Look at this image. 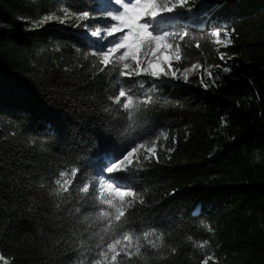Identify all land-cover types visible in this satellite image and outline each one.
Returning a JSON list of instances; mask_svg holds the SVG:
<instances>
[{"label": "trees", "instance_id": "16d2710c", "mask_svg": "<svg viewBox=\"0 0 264 264\" xmlns=\"http://www.w3.org/2000/svg\"><path fill=\"white\" fill-rule=\"evenodd\" d=\"M97 2L0 0V256L8 264H70L76 254L69 246L89 235H81L83 209L73 211L81 202L90 209L77 182L106 175L110 160L144 142L133 157L136 171L115 175L144 201L129 209L128 226L136 234L156 229L164 246L151 249L141 239L142 255L124 264H201L208 254V264H264V0H216L207 16L188 21L200 47L188 41L174 66L199 63L204 71L226 63L231 71L207 87L200 73L156 87L142 77L137 97L147 93L152 102L141 105L137 129L127 132L126 114L112 99L119 78L100 71L91 55L97 40L85 34V24L107 19L38 23L52 11L63 16L61 6L97 12ZM216 29L230 32L232 43H213ZM152 147L154 156L146 151ZM72 169L79 172L65 202L53 181ZM204 240V249L193 247Z\"/></svg>", "mask_w": 264, "mask_h": 264}, {"label": "snow or ice", "instance_id": "6c2138e0", "mask_svg": "<svg viewBox=\"0 0 264 264\" xmlns=\"http://www.w3.org/2000/svg\"><path fill=\"white\" fill-rule=\"evenodd\" d=\"M194 3L195 0H105L97 12L88 10L73 12L61 6L59 10L62 11L63 16H58L52 11L42 16L38 23L56 21L64 24L71 19L95 20L97 16L108 19L109 22L102 26L93 25L89 28L85 24L84 27L88 28L92 37L98 38L96 50L91 55L96 56L103 66L100 71L108 69L119 78L115 81L117 89L112 99L114 104L119 105L120 110L126 114L125 119L128 123L124 126L125 132L135 131L139 125L141 105L147 106L152 102L150 94L145 93L143 99L137 97L135 86L139 85L143 88L142 77L150 78L153 81L152 87L157 86L155 81L164 78L183 79L187 82L189 74L200 67L199 64H192L191 67L182 70L173 67L185 58V51L190 47L188 41L196 40L195 47H200L199 40L189 30L192 25L188 21L196 16H207L209 10L219 6L216 0L212 2L202 0L200 8L193 12ZM109 37L114 38L109 40ZM202 38L203 34L200 39ZM210 39L213 43L225 47L232 43L231 33L226 29L214 30ZM105 40L107 43L104 42ZM225 58L226 54L220 53V59L225 60ZM223 71L230 72L231 68L223 67ZM201 83H203L202 78ZM105 110L109 111V109ZM141 149H145L144 142L134 144L123 155L110 160L103 169L106 175H101L95 181L85 180L82 185L77 182L80 193L90 194V197L79 199L90 200L91 210L81 202L73 211L75 214H80L83 209L82 217H78L81 224L86 225L81 235L85 232L89 235L86 239L80 240L75 247L69 246L68 250L76 254L70 264H124L123 258L131 260L133 256L142 255L144 245L141 244V239L146 241L151 249L158 250L164 246V234L157 235L156 229L136 234L135 229L128 226L129 209L137 201L141 204L144 201L127 179L115 175L119 172L130 174L136 171L133 167V157ZM146 151L154 156L156 149L152 147ZM78 172V169H72L70 174L68 171H62L59 173V178L53 181L56 186L54 193L65 202L72 197L69 189L75 182ZM65 193L68 195L64 196ZM97 227V231H92ZM208 231H212L210 226ZM72 235H75V231ZM97 237L94 246H90L88 240ZM187 239L192 241L191 236ZM208 243L207 240L194 242L193 247L204 249ZM171 251L175 253L176 249L172 248ZM93 252L94 256L88 259L89 254ZM211 259L213 256L208 254L201 264H208ZM0 261L8 264L3 256H0Z\"/></svg>", "mask_w": 264, "mask_h": 264}, {"label": "rangeland", "instance_id": "374dc122", "mask_svg": "<svg viewBox=\"0 0 264 264\" xmlns=\"http://www.w3.org/2000/svg\"><path fill=\"white\" fill-rule=\"evenodd\" d=\"M105 2V0H98V2H97V6H99L100 7V5L102 4V3H104ZM54 22H56V21H54ZM107 22H109L108 21V19H107ZM56 23H58V24H62V23H59V22H56ZM86 31H85V34H88L89 36H91L90 35V32H89V30H88V28L87 29H85ZM94 30V29H93ZM92 37V36H91ZM96 40H98V38L97 37H94ZM114 37H109L108 39L110 40V39H113ZM224 38V37H223ZM105 43H107V40H105L104 41ZM197 64H199V63H197ZM200 65V67L199 68H196V69H194L190 74H189V79L187 80V82H185L183 79H179V81H183V82H185V83H190L191 82V76L192 75H195V74H199L200 73V77H199V79H198V81L201 83V78H202V80H203V83H201V84H207L209 81H213V80H216V79H218V78H220L223 74H225V72L223 71V67H228V65H226V63H222V64H220V65H218V66H215V67H211V68H208V69H206V70H204V71H201L202 69V67H201V64H199ZM173 67H174V69H176V66H174L173 65ZM179 69H181V68H179ZM182 70V69H181ZM209 73H211V76H209ZM178 75H179V72H178ZM163 80H170V81H173V82H175V81H178V80H176V79H171V78H164ZM145 81L147 82V83H153V81L150 79V78H148V77H145ZM162 81V80H161ZM155 82H159V81H155Z\"/></svg>", "mask_w": 264, "mask_h": 264}]
</instances>
